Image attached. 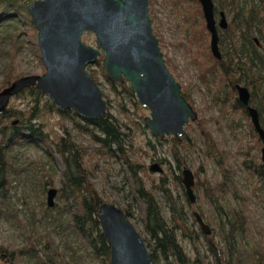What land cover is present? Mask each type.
Masks as SVG:
<instances>
[{
    "label": "trees",
    "instance_id": "obj_1",
    "mask_svg": "<svg viewBox=\"0 0 264 264\" xmlns=\"http://www.w3.org/2000/svg\"><path fill=\"white\" fill-rule=\"evenodd\" d=\"M178 2L187 3V6L193 7V10H189L190 14L187 16V19L192 20L190 28L191 41H205L208 33L197 0H178ZM227 4L232 18L228 23L227 30L219 35L222 60L216 61L211 56L208 57L212 64L198 70L199 80L209 84L211 80H214V76L218 74L224 81H229L230 91L225 100L227 102L232 100V107L241 110L242 117L258 143L260 141L249 121L247 112L235 98L234 84L248 89L250 92V105L258 111L260 125L264 129V47L262 45L264 43V0H227ZM26 8L27 6H18L12 0L3 1L0 7V26L3 25L4 19L16 20L17 16L19 18L27 17ZM195 18L198 22L194 21ZM23 25L26 32L22 31L20 33H24L27 37L35 33V29L30 22H24ZM221 34L225 36L223 39L227 40L226 43H224ZM253 38L257 39L259 46L254 43ZM32 44L34 47L33 52L41 64L37 45ZM165 63L168 68L171 67L169 60L165 59ZM95 66L98 67L102 80L107 84L109 92L114 97L119 115L126 118L129 115H136L139 117L140 123L130 118L124 123L108 112L104 120H82L70 110L59 112L34 87L23 90L15 96V100H21L20 103L23 107H7L6 111L0 115V204L5 205L8 199L7 193L11 184L10 174L14 170L9 152L14 146L34 145L42 148L49 155L57 154L63 164V170L58 179L57 194L55 196L58 204L55 206L54 211L58 215H66L67 235L74 238L77 244L87 251L91 261H95L96 264H109V247L101 234L100 225L96 218L98 207L104 202L92 183V177L94 176L92 171H94L97 159L115 158L123 160L135 199L137 198L145 206L142 225L146 238L142 240L154 264H205V259H207L206 264H264V234L257 220L250 216L251 199L241 191L233 169L227 164V154L222 153L220 148L218 149L217 145L214 144L208 121L198 119L187 125L185 130L195 131L206 147L205 153H209L208 148L211 145L218 153V157L216 155L214 160L215 169L217 170L215 180L209 183L197 178L193 189L198 192L201 191L203 198L216 209L222 210L220 204L222 200L228 205V212L225 213L224 221L220 220V232L224 248L218 246L201 231H199V237L198 235H188L187 237L184 232L186 230L184 224L182 226V223L179 224L178 221L164 218L155 199L157 193L165 201L167 210L172 217L175 213L180 216L182 214L186 216L187 213L189 216L192 205L189 204L184 193L181 177H175L173 183L176 188L180 189V197L186 212L183 211L180 203L178 207L173 202L168 189L165 188L164 178L158 179L159 184H156L153 179L150 181V186H147L142 179L143 174L146 175L147 171L141 170L140 165L130 160L125 154L129 152L125 149L129 147L128 143L133 138V135L128 133V124H131L132 128L134 127L140 132L145 130L144 126H141L143 119L138 114L142 112V108L136 102L126 82L109 81L104 74L100 60L96 62ZM89 75L100 86L96 81L94 72H89ZM18 78L10 70L0 83V91ZM231 80L233 81L231 82ZM181 94L188 102L191 100L185 92L181 91ZM105 102L109 109V104L107 101ZM221 113L224 114L223 111ZM54 117L59 119L57 123L50 122ZM212 119L216 122L217 129L221 131L218 123L219 119ZM14 121H16V124L13 125ZM71 132L85 138L87 141L86 146L73 142L69 137ZM155 141L160 146L164 143L170 146L171 156L177 162V169L180 170L181 159L177 151L179 142L174 138H155ZM144 146L148 150L154 149L150 142H145ZM159 162L163 163L162 160H159ZM251 170L259 184L258 187L253 188V195H257L256 198H261V201H263L264 166L258 164L252 167ZM48 177L50 178V176ZM258 195H262L263 199ZM123 212L127 218L131 217L127 210H123ZM192 224L196 226L195 218ZM200 237L202 243L199 241ZM237 237L240 239L239 247L236 245ZM181 239H186V242L190 243L192 249L190 256L183 250L180 243ZM39 240L42 241V244ZM36 241L41 246L40 250L37 251L41 255L36 254V258L42 259L44 264H80L83 260V256L76 255L77 250L72 249L68 244L65 245L64 249H69L71 254L66 260L64 254L59 252L54 245L49 231L38 235ZM201 247L205 249L207 254L201 256ZM24 252L30 253L31 250L27 248L8 250L0 246V264L5 260L12 263L17 255Z\"/></svg>",
    "mask_w": 264,
    "mask_h": 264
},
{
    "label": "rangeland",
    "instance_id": "obj_2",
    "mask_svg": "<svg viewBox=\"0 0 264 264\" xmlns=\"http://www.w3.org/2000/svg\"><path fill=\"white\" fill-rule=\"evenodd\" d=\"M3 1L5 0H0V7ZM12 1L18 6H28L36 0ZM148 1L151 27L158 39L164 60L170 62L171 67L168 70L180 85L181 91L189 95L191 99L189 103L197 113V120L204 119L208 121L213 142L218 149L220 148L222 153L227 154V164L233 169L241 191L251 199L250 216L257 220L264 234V200L261 201V198H256L257 195H253V188L258 187L259 184L251 170L252 167L261 164V143H257L256 137L252 136V131L242 117L241 110L232 107V100L230 102L225 100L230 91L229 81H224L218 74L214 76V80H211L209 84L199 80L198 70L212 64L208 59L211 56L209 34L205 41H191L190 28L192 20L187 19V16L193 10V7L187 6V3H179L178 0ZM212 2H214V8L216 9V18L218 19V13L222 12L229 23L232 15L227 0H213ZM194 21L198 22L197 18ZM24 22H30L29 16L23 18L17 16L16 20L4 19L3 25L0 26V83L10 70L18 77L39 76L44 73L42 64L39 63L33 52L32 43L36 44V31L28 37L24 33H20L22 31L26 32L23 28ZM222 36V39L225 38L224 35ZM223 40L224 43L227 42L226 39ZM82 42L96 48L94 37L89 32L82 36ZM262 45L264 47V43ZM86 70L90 73L94 72L96 81L100 84L99 87L104 100L109 104L107 112L111 116L122 120L124 123L127 122L128 118L140 123L139 117L136 115H129L128 118L119 115L114 97L109 92L107 84L102 80L97 66H88ZM20 102L21 100H15L14 97L10 100L8 107L19 106V108H22L23 105ZM222 111L224 114L221 113ZM138 114L144 120L148 116V111L142 108V112ZM212 118L219 119L218 123L221 131L217 129V124ZM58 120L57 117H54L50 122L57 123ZM142 125L144 126V122H142ZM128 126L130 130V132L128 130V133L133 135V138L128 143L129 147L125 149L129 152L125 154L130 160L140 165L141 170L147 171V174L142 176L145 184L150 186V181L153 179L156 184H159L158 179L164 178L165 188L168 189L173 202L178 207L180 203L183 211L186 212L180 197V189L176 188L173 183L174 178L181 177V170L186 167L192 172L194 182L199 178L201 181L205 180V182L212 183L217 175L214 163L216 155L218 157L216 149L211 145L208 148L209 153H205L206 147L195 131L185 130L191 142L186 143L185 140L179 142L177 151L181 160L180 170H178L177 162L171 156L170 146L167 143L162 146L157 144L155 137L150 135L145 126V130L141 132L134 127L132 128L131 124H128ZM69 137L76 144L81 143L85 146L87 144L86 139L79 137L75 132H71ZM167 138L171 137L163 139ZM145 142H150L154 149H146ZM9 157L14 170L10 174L11 184L7 193L6 204L3 206L0 204V246L8 250L23 248L31 250L30 253L24 252L17 255L12 264H44L42 259L36 258V254L41 255L37 253L41 246L36 239L38 235H42L46 231L50 232L54 245L59 252L64 254L66 260L71 254L69 249H64L65 245L68 244L72 249L77 250L76 255L83 256L80 264H96L95 261H91L87 251L78 245L74 238L67 235L66 215H58L54 211L55 206L58 204L56 199L53 200V207L50 209L47 207V192L49 189L58 188L59 175L63 170V164L59 156L57 154L49 155L42 148L34 145H16L9 152ZM159 160H162L163 163H160ZM154 164H157L161 169L160 173L150 172L149 169ZM92 172L94 173L92 183L102 201L114 205L122 211L127 210L131 216L128 218L131 224L142 239L146 238L142 225L145 206L137 198L135 199L123 160L115 158L97 159ZM47 176H50L51 179ZM193 191L196 201L189 210L190 218L187 213L186 216L175 213L172 217L159 193L155 195V199L166 220L178 221L179 224L182 223V226L183 224L186 226L184 232L187 237L188 235H198L199 237L200 227L197 224L196 226L192 224L195 218L194 213H197L210 228L209 239L224 248L220 232V220L224 221L225 213L228 212V205L222 200L220 202L222 210L216 209L203 198L201 191L198 192L194 189ZM258 197L263 199L262 195H258ZM39 241L42 244V241ZM186 241V239H181L180 243L185 253L190 256L192 249L190 243ZM199 241L200 243L203 242L201 237ZM236 245L240 246L238 237L236 238ZM200 253L201 256L207 254L203 247H201ZM206 260H204L205 264Z\"/></svg>",
    "mask_w": 264,
    "mask_h": 264
},
{
    "label": "water",
    "instance_id": "obj_3",
    "mask_svg": "<svg viewBox=\"0 0 264 264\" xmlns=\"http://www.w3.org/2000/svg\"><path fill=\"white\" fill-rule=\"evenodd\" d=\"M197 2L209 34L210 54L221 61L217 30L227 28L224 14L220 13L216 27L212 0ZM26 11L36 31L44 73L19 77L2 89L0 115L12 98L34 87L59 112L70 110L86 121L104 120L107 107L103 94L86 71L102 57L106 78L116 83L126 82L136 102L148 111L143 122L151 136L191 142L185 127L197 120V113L182 96L180 85L168 70L151 27L148 0H36ZM86 32L93 35L96 48L82 42ZM235 90L238 101L248 106L247 88L235 85ZM247 115L261 143L260 158L264 166V130L256 109L247 107ZM149 170L161 172L157 164ZM181 184L189 204L193 205L194 176L188 168L181 172ZM56 194V189L48 190V207L53 206ZM96 218L109 247V264H154L141 236L121 209L102 203ZM195 220L201 232L209 236V226L197 213ZM1 264L12 263L5 260Z\"/></svg>",
    "mask_w": 264,
    "mask_h": 264
},
{
    "label": "flooded vegetation",
    "instance_id": "obj_4",
    "mask_svg": "<svg viewBox=\"0 0 264 264\" xmlns=\"http://www.w3.org/2000/svg\"><path fill=\"white\" fill-rule=\"evenodd\" d=\"M214 4V3H213ZM220 13H222V12H219L218 13V19L216 18V16H217V14H216V11H215V8H214V20H215V23H216V27H217V24L219 23V20H220ZM224 18H225V16H224ZM225 21H226V19H225ZM226 24H227V28H228V22L226 21ZM227 28L225 29V30H227ZM225 30H221V29H219L218 28V30H217V32H218V37H219V35H220V32H223V31H225ZM87 33V32H86ZM85 34V33H84ZM83 34V35H84ZM81 40H82V38H81ZM253 40H254V43L257 45V46H259V43H258V41H257V39L256 38H253ZM256 40V41H255ZM218 46H219V40H218ZM219 51H220V47H219ZM220 53H221V60H222V52L220 51ZM98 60H100L101 62H102V57H100V58H98ZM97 60V61H98ZM87 71V70H86ZM88 74H89V72H88ZM94 81V80H93ZM235 85L236 84H234V89H235ZM100 88V87H99ZM248 90V89H247ZM249 94H250V92H249ZM236 95H237V92H236ZM103 99H104V97H103ZM236 99H237V97H236ZM105 101V100H104ZM237 101H238V99H237ZM239 102V101H238ZM240 103V102H239ZM105 104H106V102H105ZM241 104V103H240ZM242 105V104H241ZM243 106V105H242ZM107 107V106H106ZM244 107V110L247 112V107H251V108H254V109H256L254 106H251L250 105V98H249V102H248V106H243ZM257 111V110H256ZM257 113H258V111H257ZM250 120V119H249ZM259 123H260V121H259ZM252 125V124H251ZM261 126V125H260ZM262 128V127H261ZM263 129V128H262ZM264 130V129H263ZM156 138V137H155ZM166 138V137H165ZM172 138V137H171ZM163 139V138H162ZM183 140V139H182ZM181 140V141H182ZM177 141V140H176ZM181 141H177V142H181ZM263 166V165H262ZM184 168H186V167H184ZM183 170V169H182ZM182 170H181V172H182ZM194 216H195V213H194ZM211 234V233H210Z\"/></svg>",
    "mask_w": 264,
    "mask_h": 264
},
{
    "label": "bare ground",
    "instance_id": "obj_5",
    "mask_svg": "<svg viewBox=\"0 0 264 264\" xmlns=\"http://www.w3.org/2000/svg\"><path fill=\"white\" fill-rule=\"evenodd\" d=\"M191 123V122H190Z\"/></svg>",
    "mask_w": 264,
    "mask_h": 264
}]
</instances>
